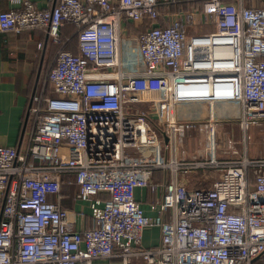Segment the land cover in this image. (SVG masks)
I'll return each instance as SVG.
<instances>
[{"label":"built area","instance_id":"1","mask_svg":"<svg viewBox=\"0 0 264 264\" xmlns=\"http://www.w3.org/2000/svg\"><path fill=\"white\" fill-rule=\"evenodd\" d=\"M186 1L48 0L40 9L12 0L1 11L0 31L43 30L40 51L62 45L73 24L78 51L51 61L26 147L0 145V264H264V147L249 152L250 132L264 145V0H193L202 10ZM187 105H206L208 117ZM222 122L242 138L219 154ZM194 135L201 157L181 159L180 140ZM206 169L218 179L191 187L189 176ZM67 174L88 215L63 206ZM138 188L157 196L156 216ZM156 227L159 244L143 246Z\"/></svg>","mask_w":264,"mask_h":264},{"label":"crops","instance_id":"2","mask_svg":"<svg viewBox=\"0 0 264 264\" xmlns=\"http://www.w3.org/2000/svg\"><path fill=\"white\" fill-rule=\"evenodd\" d=\"M27 1L32 2L37 8L45 9L48 0ZM187 1L184 5H188V9L196 8L202 10V3L193 0H189L191 3ZM223 2L234 5L238 4V0H223ZM255 3L258 4V1ZM253 4L254 0L243 1V5L247 7H252ZM15 6L12 0H0V13L1 11H8ZM204 28V26L199 27L198 30L191 28L190 34H200ZM71 32L72 28L67 27L63 29L62 35L66 36V34H70ZM43 34L44 32L41 29H32L21 33L0 31V145L24 149L28 143V136L34 118L32 114L34 100L26 125L25 121L32 95L34 94L35 96L42 90L45 82L43 79L44 74H46L49 69L55 54L60 50L58 45L49 41L44 50L40 51L38 44L42 40ZM76 49L78 51V46H76ZM192 106L193 105H187L184 107V110ZM198 114H200L199 116L201 117L202 113H197L195 115ZM208 115L209 113L207 111L203 119L205 120ZM200 139L202 138L200 137ZM155 172V179L163 180L164 172ZM76 193V185H70V187L65 186V188H63V197L65 198L63 206L66 209H71L72 212L84 208L86 215H88V205L82 203L76 197ZM135 196L137 200L140 201L144 213L151 217L157 215V196H154L146 189L140 188L135 191ZM73 217L76 218L75 228L77 230L83 228L84 223L81 218L78 219L75 213ZM160 236L161 233L158 227L145 229L142 240L143 246H157L160 242ZM94 264H102V262H95ZM111 264H117V262L113 260Z\"/></svg>","mask_w":264,"mask_h":264},{"label":"rangeland","instance_id":"3","mask_svg":"<svg viewBox=\"0 0 264 264\" xmlns=\"http://www.w3.org/2000/svg\"><path fill=\"white\" fill-rule=\"evenodd\" d=\"M204 30V31H203ZM201 32H205V28ZM47 74V72H46ZM46 74H44V81L46 82ZM44 82V84H45ZM136 110L140 112H144L151 117L156 115V108L150 107V106H136ZM181 110H184L182 108ZM187 110V111H186ZM186 112L190 113L191 116L193 117H200L198 115H195L197 113H202L201 118L204 117V114L208 111L209 109L206 105L200 106V105H193L192 107H187ZM205 110V111H204ZM204 111V112H203ZM153 128L155 126L152 125ZM232 126L228 122H222L217 125V130H216V143H217V151L219 154H223V150L226 147H230V140L234 141H239V139L242 138V133L239 131L238 133H234V135H228L226 133V129L231 130ZM250 144H249V152L250 155H257L260 153V150L263 149L264 145L262 142V132L260 130H257L256 133L250 132ZM194 141V142H193ZM180 147H179V157L184 160H189V159H194L202 155V149L205 147V143L200 137L194 135V136H185L184 139L180 140ZM196 142V143H195ZM243 147L242 144H238V148ZM260 147V148H259ZM259 149V150H258ZM199 152V153H197ZM219 171H214L210 172L208 169L204 170H198L194 173H192L189 176L188 181H190V186H193L195 188H206V187H211L213 182L218 179ZM148 229V228H147ZM136 264H144L143 262L138 261Z\"/></svg>","mask_w":264,"mask_h":264},{"label":"trees","instance_id":"4","mask_svg":"<svg viewBox=\"0 0 264 264\" xmlns=\"http://www.w3.org/2000/svg\"><path fill=\"white\" fill-rule=\"evenodd\" d=\"M187 6L188 5L185 4L184 7L183 6L182 7L183 8H185V7L188 8ZM67 27H71L72 28V32L70 34H66V36L62 35L63 44L62 45L61 44H56V45L59 46V49H63V50H66V51L68 50V51H71L73 53H76L77 52V49H76V46H77L76 38L73 36L76 27H74V25L70 24V23L66 24L65 28H67ZM51 94H53V90L51 89L49 83H47L46 87H45V90H44V95H51ZM156 171H159V172L162 173V170H156ZM155 175H156V172H155ZM73 177H74V174L64 175V177H63V180H64L63 188H65V186L70 187V185H75L74 182H70V183L68 182V180L72 179ZM107 196H108V194H106V193L105 194H101V197H107Z\"/></svg>","mask_w":264,"mask_h":264},{"label":"water","instance_id":"5","mask_svg":"<svg viewBox=\"0 0 264 264\" xmlns=\"http://www.w3.org/2000/svg\"><path fill=\"white\" fill-rule=\"evenodd\" d=\"M40 72V71H39ZM38 79V78H37ZM33 100H34V94L32 95V99H31V101H30V105H29V107H28V110H27V117H26V121H25V125H26V123H27V121H28V117H29V112H30V110H31V106H32V103H33ZM19 148V147H18Z\"/></svg>","mask_w":264,"mask_h":264}]
</instances>
